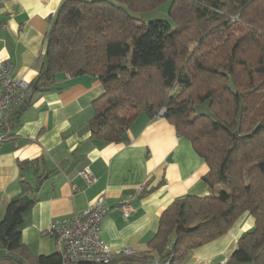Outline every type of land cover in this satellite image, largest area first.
Listing matches in <instances>:
<instances>
[{"label":"trees","instance_id":"1","mask_svg":"<svg viewBox=\"0 0 264 264\" xmlns=\"http://www.w3.org/2000/svg\"><path fill=\"white\" fill-rule=\"evenodd\" d=\"M164 3L170 21L135 15ZM64 72L101 82L103 92L91 104L92 138L126 142L139 113L162 116L208 167L202 180L209 193L174 199L148 251L135 259L170 256L169 264H181L246 213L254 225L225 264H264V0H61L31 95L10 123L33 95L55 89ZM44 172L36 183L51 170ZM36 201L24 194L8 202L0 264H61L58 252L33 256L21 242L24 213Z\"/></svg>","mask_w":264,"mask_h":264},{"label":"crops","instance_id":"2","mask_svg":"<svg viewBox=\"0 0 264 264\" xmlns=\"http://www.w3.org/2000/svg\"><path fill=\"white\" fill-rule=\"evenodd\" d=\"M60 2L0 0V61H11L13 77L31 83L37 76L50 17ZM102 92L95 76L59 73L55 89L33 95L0 141V220L12 199L24 194L37 198L21 226V242L33 256L57 252L54 238L45 233L52 220L70 217L103 195L108 211L99 224L100 238L113 250L128 247L140 257L174 199L209 193L202 180L208 171L205 161L162 116L139 113L126 142L92 138L91 104ZM26 160L38 163L21 171L18 162ZM44 169L51 172L36 190V176ZM85 169L93 175L90 183L80 174ZM123 204L132 208L128 215H123ZM253 225V217L243 214L225 234L192 249L181 264L226 261Z\"/></svg>","mask_w":264,"mask_h":264},{"label":"built area","instance_id":"3","mask_svg":"<svg viewBox=\"0 0 264 264\" xmlns=\"http://www.w3.org/2000/svg\"><path fill=\"white\" fill-rule=\"evenodd\" d=\"M12 63L8 58L0 61V141L10 132L12 113L32 92L29 82L12 76ZM81 176L90 183L93 175L87 170ZM143 188L142 185L139 186ZM123 215H128L132 208L129 204L121 206ZM108 211L104 196L99 195L95 203L65 219L52 220L45 233L55 240L56 251L61 256V264H169V257L155 256L148 260L134 259L128 247L113 250L100 238L99 224ZM225 261L216 263L224 264Z\"/></svg>","mask_w":264,"mask_h":264},{"label":"rangeland","instance_id":"4","mask_svg":"<svg viewBox=\"0 0 264 264\" xmlns=\"http://www.w3.org/2000/svg\"><path fill=\"white\" fill-rule=\"evenodd\" d=\"M168 6H169V3H164L161 6L155 8L153 10L145 11V12L138 13V14H135V15L137 17L142 18V20L144 22H149V21H152V20L170 21L169 20V16H168ZM204 109H197V111H200V112L201 111H206Z\"/></svg>","mask_w":264,"mask_h":264},{"label":"water","instance_id":"5","mask_svg":"<svg viewBox=\"0 0 264 264\" xmlns=\"http://www.w3.org/2000/svg\"><path fill=\"white\" fill-rule=\"evenodd\" d=\"M40 184L41 182H39L38 185L35 187L36 190H38Z\"/></svg>","mask_w":264,"mask_h":264}]
</instances>
